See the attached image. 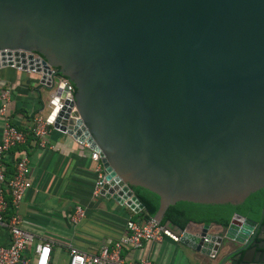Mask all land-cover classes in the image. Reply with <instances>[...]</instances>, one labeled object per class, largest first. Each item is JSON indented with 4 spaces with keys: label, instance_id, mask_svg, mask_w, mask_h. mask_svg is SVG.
I'll use <instances>...</instances> for the list:
<instances>
[{
    "label": "water",
    "instance_id": "95a60500",
    "mask_svg": "<svg viewBox=\"0 0 264 264\" xmlns=\"http://www.w3.org/2000/svg\"><path fill=\"white\" fill-rule=\"evenodd\" d=\"M10 67L72 86L53 127L97 153L100 196L136 214L133 191L157 223L175 203L231 213L178 241L264 264V225L242 217L264 214V0H0Z\"/></svg>",
    "mask_w": 264,
    "mask_h": 264
},
{
    "label": "crops",
    "instance_id": "0c3cea01",
    "mask_svg": "<svg viewBox=\"0 0 264 264\" xmlns=\"http://www.w3.org/2000/svg\"><path fill=\"white\" fill-rule=\"evenodd\" d=\"M38 79L31 72L0 69V94L8 90L6 112L11 123L23 132L29 129L32 116L42 109L47 99V89L38 84ZM21 152L27 156L30 187L17 208L18 226L34 242L51 244L50 264H66L69 245L86 254H96L101 247L109 248L124 233L127 220H140L126 206L92 196L96 162L90 159V150L69 135L52 131L44 148L26 138L23 145L5 152L2 163L6 178L12 174L14 161ZM75 206L82 208L83 218L72 224L69 218ZM167 228L177 235L176 228ZM188 232L197 234L199 226H189ZM209 233L217 235L221 231L211 227ZM7 244L8 233L0 227V245ZM119 255L123 262L145 258L151 264L214 263L185 244L168 238L157 243L147 242L137 250L122 249Z\"/></svg>",
    "mask_w": 264,
    "mask_h": 264
},
{
    "label": "built area",
    "instance_id": "2783aa9c",
    "mask_svg": "<svg viewBox=\"0 0 264 264\" xmlns=\"http://www.w3.org/2000/svg\"><path fill=\"white\" fill-rule=\"evenodd\" d=\"M33 57L38 58L37 55H33ZM14 69L20 70L19 68ZM25 71L34 73V71ZM37 75L40 78V75ZM43 81L42 84H38L47 89V99L42 109L32 116L28 129L32 140L39 148L45 147L46 138L50 132H60L53 127V124L64 105V100H71L73 93V88L67 80L55 75L51 68L48 74H44ZM64 89V97L61 98V92ZM7 100L8 90H5L0 94V227H4L8 233V244L0 245V264H50L51 244L34 242L32 236L18 226L20 218L17 208L22 195L30 187L29 168L27 156L21 152L14 161L11 176L9 178L5 176L2 163L3 154L25 142V132L11 123L6 112ZM80 144L88 148L86 144ZM89 157L93 162H96L95 181L92 187V196L96 197L100 196L99 191L104 183V173L97 153L90 150ZM9 207L10 213L6 215ZM82 218V208L75 206L69 218L70 222L75 224ZM163 238L174 242L179 240L178 235L173 234L166 226L160 225L153 218L145 221L127 220L124 224V233L109 248L101 247L96 254H86L70 245L67 246L66 264H151L145 258L123 262L119 255L120 251L125 248L137 250L147 242L157 243L161 242Z\"/></svg>",
    "mask_w": 264,
    "mask_h": 264
},
{
    "label": "trees",
    "instance_id": "16d2710c",
    "mask_svg": "<svg viewBox=\"0 0 264 264\" xmlns=\"http://www.w3.org/2000/svg\"><path fill=\"white\" fill-rule=\"evenodd\" d=\"M26 138H30L32 140L28 130L25 132V141ZM10 176H8L7 178H9ZM130 190L132 191L131 188ZM132 193L137 198V200L143 205V210L135 214V216L143 221L153 218L154 216L141 202V200L137 197V195L133 191ZM9 213H10V207L7 210L6 215ZM232 215L233 214L231 213L175 203L174 205L167 207L162 218L159 221V224L164 226L168 224L169 227H174L179 230L184 229L185 225L188 222H193L196 224H216L225 228L227 227ZM242 217L252 220L254 222H260V225H264V214L260 219L247 217V216H242Z\"/></svg>",
    "mask_w": 264,
    "mask_h": 264
},
{
    "label": "bare ground",
    "instance_id": "6f19581e",
    "mask_svg": "<svg viewBox=\"0 0 264 264\" xmlns=\"http://www.w3.org/2000/svg\"><path fill=\"white\" fill-rule=\"evenodd\" d=\"M1 56H3V57H4V56H6V54H5V53H3V55H1Z\"/></svg>",
    "mask_w": 264,
    "mask_h": 264
}]
</instances>
